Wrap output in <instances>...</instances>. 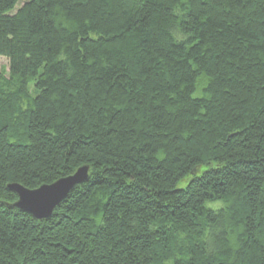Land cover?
<instances>
[{
  "label": "trees",
  "instance_id": "16d2710c",
  "mask_svg": "<svg viewBox=\"0 0 264 264\" xmlns=\"http://www.w3.org/2000/svg\"><path fill=\"white\" fill-rule=\"evenodd\" d=\"M0 56V264H264V0H0Z\"/></svg>",
  "mask_w": 264,
  "mask_h": 264
},
{
  "label": "water",
  "instance_id": "95a60500",
  "mask_svg": "<svg viewBox=\"0 0 264 264\" xmlns=\"http://www.w3.org/2000/svg\"><path fill=\"white\" fill-rule=\"evenodd\" d=\"M89 170V165H82L72 174L32 189L18 182L9 183L8 188L18 196L12 206L31 214L35 219H49L55 208L77 185L88 181Z\"/></svg>",
  "mask_w": 264,
  "mask_h": 264
},
{
  "label": "rangeland",
  "instance_id": "374dc122",
  "mask_svg": "<svg viewBox=\"0 0 264 264\" xmlns=\"http://www.w3.org/2000/svg\"><path fill=\"white\" fill-rule=\"evenodd\" d=\"M26 1V0H23V2ZM6 69L8 70L9 69V59L7 57H4V56H0V70L2 69ZM186 185V179H184L183 181H181L179 183V186H185Z\"/></svg>",
  "mask_w": 264,
  "mask_h": 264
}]
</instances>
